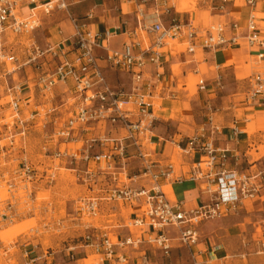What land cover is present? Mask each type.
<instances>
[{"label":"built area","instance_id":"built-area-1","mask_svg":"<svg viewBox=\"0 0 264 264\" xmlns=\"http://www.w3.org/2000/svg\"><path fill=\"white\" fill-rule=\"evenodd\" d=\"M174 1L134 0L136 25L127 31L130 38L120 48H110L106 41L114 33L89 29L86 20L92 18V12L83 18L75 17L68 11V0H0V63L14 64L13 68L4 69L0 76L13 77L23 70L26 77L25 81L12 78L10 84L5 79L10 111L1 119L7 117L0 130V141L7 143H0V157L4 161L0 164V188H5L8 196L4 199L0 196V222L16 216L18 188L27 191L41 182L46 186L51 183L50 166L39 169L43 163L25 158L28 131L37 126L44 129L48 124L53 128L44 135L42 153L60 160L61 164L64 161L72 164L68 170L74 172L86 190L74 200L76 213L81 218L83 215L93 218L114 202L135 206L136 210L123 226L127 229L148 227L151 232L146 237L147 244L160 250L163 256L169 254L174 239L182 246L196 245L202 222L223 217L235 210L242 200L257 194L259 174L247 175L226 167L228 149L217 147L212 140V133L218 129L216 126L208 134L201 130L188 137L182 151L197 159L185 172L187 175L176 174L173 161L153 159L146 149H154L157 117L152 91L163 74L165 54L178 53L181 45L189 54L197 49L215 51L238 44L241 37L250 45L264 44L258 37L255 20L261 18L256 12L249 15L245 29L236 30L237 22H232L234 33L228 36L224 23L197 28L191 19L170 14L171 9L179 13ZM229 1L210 0V5L224 10ZM243 1L250 6L256 3V0ZM22 4L27 5V16L19 11ZM54 11L64 12L69 18L73 34L68 43L32 41L26 46L24 59H19L8 39L31 34L41 24L40 15ZM243 30L246 31L244 35L241 34ZM25 68L32 71L31 77L27 76ZM106 69L126 72L130 87L123 89L111 85ZM248 82L245 101L264 102V74H252ZM57 84L65 85L69 92L60 107H66L71 98L75 99L67 118L56 116L55 106L44 110L37 107L39 104H32L33 108H29L34 93L48 99ZM195 86L199 91L205 90V79L199 76ZM171 92L169 90L168 95ZM5 109L0 103V110L4 112ZM57 112L60 114L59 110ZM233 131L237 133L236 129ZM11 153L25 154L11 158L12 161L18 159L14 167L4 157ZM131 163L137 171L130 172ZM160 178L168 185L184 179L202 181L212 198L201 205L184 208L180 201L167 196L158 183ZM140 180H147L149 185H132ZM222 190L227 191L226 196ZM31 192L26 196H31ZM98 229L86 222L82 236L95 248L102 262L135 263L130 261L126 250L137 249L143 241L142 234L133 237L131 233H118L112 241L108 233Z\"/></svg>","mask_w":264,"mask_h":264},{"label":"crops","instance_id":"crops-1","mask_svg":"<svg viewBox=\"0 0 264 264\" xmlns=\"http://www.w3.org/2000/svg\"><path fill=\"white\" fill-rule=\"evenodd\" d=\"M77 1L79 2L80 0L74 2L76 3ZM72 3L71 0H68L69 6ZM105 3L106 0L94 3L93 6L89 7L78 17L83 18L85 14L91 11L92 18L86 20L89 29L100 32L104 30L112 31L114 34L106 41V45L110 48H120L122 44L130 38L127 31L133 29L136 25L134 0H116L117 5L115 10H118V15L113 19L106 16L110 8L106 7ZM173 4L179 13H175L174 10L171 9L170 14H174L183 19H191L197 28H203L212 23H224L227 28L228 36L234 33V30L231 31L230 24L232 22H237L236 30L245 29L249 15L252 12L264 14V0H256L255 5L252 6L248 5L243 0H230L225 5L224 10H218L211 6L210 0H175ZM191 4H195L194 9H186L188 6H191ZM97 8H99L100 12L96 13L95 9ZM19 11L22 16H27V5H20ZM54 14L58 16V14L64 15L65 13L54 11L49 15L41 14L40 26L45 17ZM258 17L261 19L255 20L257 23V33L260 40L264 41V16ZM63 22L65 21H62L61 24ZM54 26L57 27V25L52 24L47 27V29H44L43 44L48 42L61 43L62 45L67 44L73 34L69 18L66 19L64 23L65 29L61 26V28H55V32H47L52 29V27L54 28ZM241 32L243 35L246 34L245 30ZM101 42L104 43V40ZM99 53H102V51L99 50ZM70 55L71 54H69V56ZM246 57L247 59L244 60L243 58ZM248 58H255L258 62H264V44L250 45L245 38L241 37L238 44L215 51H202L201 49H197L195 53L189 54L185 52V47L181 45L178 47V53L165 54L163 74L160 81L157 84L154 83L155 90L152 91V102L157 117L155 123H158V129L155 132L156 137L153 139L154 149L151 150L152 148H146L151 153L153 159L163 162L169 160L173 161L176 174L181 173L187 175L185 172L190 170L193 161L197 159V156L187 155L182 151L186 146L188 137L201 130H204L205 134H208L212 128L216 126L218 129L216 132L212 133V140L217 147L228 149L226 167L235 169L239 173L247 175L259 174V177L261 176L260 180H257L260 187L257 194L250 200V204L244 199L246 202L242 200V203H240L235 210H231L226 214L228 215L235 212V214H231L229 217L237 219L238 222H244L249 214L253 215L254 212H259L260 209L264 208V154L260 152V146L264 145V128L259 126L261 122L264 123V102L258 100L247 102L243 99L241 100L242 103L237 104L231 101L226 107L221 106V108L214 110L212 109V101L209 99V94L216 89L223 88V83H225L224 78H226L229 73L233 72L236 77L235 69L237 64L241 62L246 63ZM202 64H205L206 68L214 67V70L210 72L211 74H209V70L207 72H202ZM173 66H177V68H172ZM105 73L107 79L110 75L116 77V79L117 77L119 79L120 76L126 77L128 84L127 87L123 89H128L130 87V77L126 72L106 69ZM205 73L209 76L207 77ZM188 75H197L204 78L206 81V89L199 91L196 88L195 99L190 102V107L187 108L182 107L181 100H184V95L187 93L185 90L187 86L185 79ZM109 80L110 79H108V81ZM234 84L235 86L237 85L236 81ZM178 86H181V88ZM169 90L172 91L169 93V95L172 94L170 96L168 95ZM234 90L235 91H231L229 95H234L238 92L237 87L234 88ZM229 95H225L224 98L229 97ZM177 102L180 104V110L174 112L173 108ZM240 106H242V114L238 115L237 111ZM172 113L175 114L176 118L173 119L170 117ZM165 114L169 115L168 118L170 117L171 123L174 125L176 124L177 127V131L168 137H164L159 132L161 131L160 126L163 120H167L164 118ZM182 127L184 130H181ZM233 129H236L237 133H234ZM191 132L195 133L192 134ZM188 133L191 134L189 135ZM129 151H131V148H129ZM28 152V149H26L25 154L28 155ZM14 154L15 153H11L7 155H12L10 158H15ZM22 155L18 153L17 157H21ZM6 158L9 157L7 156ZM130 166V172L137 171L138 168L132 166V163ZM158 183L163 187L168 185L163 178H160ZM132 185H149V182L147 180H140L136 183H132ZM169 187L170 191L167 192V196L172 200L180 201L184 208H192L201 205L212 198V194L204 189V183L202 181L184 179L181 182H171ZM222 191L223 196H226L227 191ZM124 206L130 210L128 213L129 218L136 208L135 206H129L128 203H125ZM249 208L252 210L250 211ZM200 226L198 228L199 238ZM204 226L205 224L202 225V228ZM126 230L127 233H131L133 237L139 234L143 236V241L139 244L137 249L129 248L126 250L130 257V261L135 262L134 264H208L210 261L220 260L226 257V246L224 244L213 245L210 242L211 237H215L219 233L212 236L207 235L209 242L204 238L191 247L182 246L174 239L171 243L172 248L169 254L163 256L160 250L147 244L146 237L151 232L148 227L143 226L141 229L135 227L134 230L126 228ZM172 235L174 234L172 233ZM93 250L96 252L95 248H93ZM105 262L106 264L114 263L113 261H104L103 263L105 264Z\"/></svg>","mask_w":264,"mask_h":264},{"label":"rangeland","instance_id":"rangeland-1","mask_svg":"<svg viewBox=\"0 0 264 264\" xmlns=\"http://www.w3.org/2000/svg\"><path fill=\"white\" fill-rule=\"evenodd\" d=\"M74 1L76 0H71L73 3L69 6V13L80 17L84 11L101 0H80L79 2L77 1L78 3ZM116 5V0H106L105 6L110 8L106 16L113 19L118 15V10H115ZM194 6L195 4H191L186 9H194ZM95 11L96 13L100 12L99 8L95 9ZM55 15L45 17L42 25L31 34L19 35L8 39L9 46H12L16 51L19 59H24L26 46L32 41L43 44L44 29H47V27L52 24L57 25V27L54 26L47 32H55V28L58 29L61 26L65 29L64 23L68 19L67 14ZM255 15L264 16L262 13H256ZM62 21L65 22L61 24ZM243 59L245 60L247 57ZM13 67L14 64L10 62H7L6 65L0 63V74L3 73L4 69ZM174 67L177 68V66L172 68ZM201 69L202 72L209 70V74H211L210 72L214 70V67L206 68L205 64H202ZM235 70L236 77L233 72L229 73L224 78L223 88L210 92L209 99L212 101V109L217 110L221 106L226 107L231 101L237 104L242 103L241 100L244 99L249 88L248 75L254 72L264 73V62H258L255 58H248L246 63H238ZM25 71L27 76L31 77L32 71L29 68H25ZM20 74H13V77L8 75L5 79L8 84L13 79L15 81H25L26 77L23 75V70L20 71ZM206 76L208 77L209 75L206 74ZM198 77L197 75H188L185 79L187 85L185 90L187 93L184 95V100H181L182 107H190V102L195 99V83ZM5 79L0 76V103H3L6 108L5 113L0 110V130H3L2 123L7 120V117L5 120H1L2 116L10 111V109H7L9 97L6 96ZM108 79H110L109 82L113 86L127 87L128 80L126 77L120 76L119 79L118 77L116 79V77L110 75ZM235 81L238 86H235ZM178 87L181 88V86ZM236 87L238 92L234 95H229L231 91H235L234 88ZM67 93L69 94L68 88L62 84L56 85L53 94L48 99L39 97V95L34 93L31 97L29 108H33L32 104H39L37 107H42L44 110L55 106L57 111H60V114L56 111V116L67 118L68 110L72 108V103L75 101V99L71 98L66 107H60L63 102L62 99ZM225 95H229V97L224 98ZM173 109L174 112L180 110V104L177 102ZM237 112L238 115L242 114V106L238 108ZM24 114L26 116L27 112L24 111ZM168 116L167 114L164 115L167 120H163L160 126L161 131H159L164 137H168L177 131L176 124L174 125L170 121V117L176 118L175 114H170L169 118ZM259 126L264 128V123L261 122ZM157 127L158 123H155L156 129H154V132L158 129ZM52 128L53 126L48 124L44 129L37 126L28 131L27 149L29 152L28 155H25V158L34 163H43L42 166L38 167L39 169L50 166L49 172L53 175V178L51 183L48 184L49 186L41 182L27 191H23L20 188L17 189L15 195L19 198L15 202L16 216L12 220L0 222V232L2 231L0 236L3 238H0V264H104L100 259V255L94 252V247L88 245L89 242H86L82 236L86 222L98 227V231L108 233L112 241H115V234L120 233L123 235L127 233L123 224L127 223L130 210L122 202H114L108 205L100 215L93 218L84 215L81 218L80 214L76 213L74 200L79 196H83L86 190L74 172L68 170L71 169L72 164L69 165L65 161L61 164L60 160L45 157L41 150L45 138L44 135L51 132ZM181 130H184L183 127ZM191 133L188 134L190 135ZM0 143L4 144L7 141L1 140ZM67 146L70 147L71 145ZM260 152L264 154V145L260 146ZM7 156L9 157L8 164L14 167L18 163V159L12 161L10 158L12 155ZM3 162V157H0V164H3ZM169 188V185L163 187L167 192L170 191ZM29 191H32L31 196L27 197L26 195ZM1 192L4 194L0 195L3 199L8 196L5 188H0V194ZM12 192L14 191L10 193ZM251 199H246L248 204H250ZM249 210L251 211L252 209L249 208ZM231 214L233 215L235 212L219 219L206 220L200 226V238L198 241L205 238L209 242L208 236L219 233L217 236L211 237L210 242L213 245L224 244L226 246V257L210 261L208 264H264V208L260 209L259 212H254L253 215L249 214L244 222H238L237 219L229 217ZM203 224L205 226L202 228ZM134 229L135 227H131V230ZM12 230L15 233L6 234Z\"/></svg>","mask_w":264,"mask_h":264},{"label":"bare ground","instance_id":"bare-ground-1","mask_svg":"<svg viewBox=\"0 0 264 264\" xmlns=\"http://www.w3.org/2000/svg\"><path fill=\"white\" fill-rule=\"evenodd\" d=\"M180 1V0H179ZM180 3V2H179ZM178 3V4H179ZM175 4H176V2H175ZM178 7V6H177ZM170 189V188H169ZM167 192V191H166ZM3 192H1V194L0 195H4V194H2ZM21 229V228H20ZM6 230V229H5ZM17 230V229H16ZM13 231V232H12ZM12 231H10V232H7L6 234H12V233H15V231L14 230H12ZM2 232V231H1ZM1 232H0V234H1ZM4 236V235H3ZM109 236V235H108ZM0 238L1 239H3L1 236H0Z\"/></svg>","mask_w":264,"mask_h":264}]
</instances>
